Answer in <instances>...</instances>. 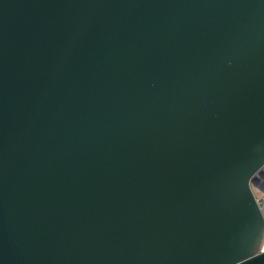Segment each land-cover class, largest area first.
<instances>
[{
  "label": "water",
  "instance_id": "1",
  "mask_svg": "<svg viewBox=\"0 0 264 264\" xmlns=\"http://www.w3.org/2000/svg\"><path fill=\"white\" fill-rule=\"evenodd\" d=\"M264 0H0V264H264Z\"/></svg>",
  "mask_w": 264,
  "mask_h": 264
},
{
  "label": "built area",
  "instance_id": "2",
  "mask_svg": "<svg viewBox=\"0 0 264 264\" xmlns=\"http://www.w3.org/2000/svg\"><path fill=\"white\" fill-rule=\"evenodd\" d=\"M253 189L259 207L264 215V165L256 174V181Z\"/></svg>",
  "mask_w": 264,
  "mask_h": 264
},
{
  "label": "rangeland",
  "instance_id": "3",
  "mask_svg": "<svg viewBox=\"0 0 264 264\" xmlns=\"http://www.w3.org/2000/svg\"><path fill=\"white\" fill-rule=\"evenodd\" d=\"M255 185V183H253V186Z\"/></svg>",
  "mask_w": 264,
  "mask_h": 264
}]
</instances>
